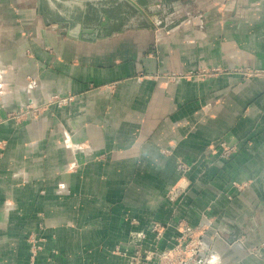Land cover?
<instances>
[{
	"label": "crops",
	"instance_id": "crops-1",
	"mask_svg": "<svg viewBox=\"0 0 264 264\" xmlns=\"http://www.w3.org/2000/svg\"><path fill=\"white\" fill-rule=\"evenodd\" d=\"M51 95L0 122V264H158L207 221L264 264V0H0V119Z\"/></svg>",
	"mask_w": 264,
	"mask_h": 264
},
{
	"label": "rangeland",
	"instance_id": "rangeland-1",
	"mask_svg": "<svg viewBox=\"0 0 264 264\" xmlns=\"http://www.w3.org/2000/svg\"><path fill=\"white\" fill-rule=\"evenodd\" d=\"M62 98L67 96L51 95L43 102L35 103L30 101L22 106L15 107L10 110L6 117L0 119L2 121H13L15 123H21L26 119L36 120L39 119L47 110L51 107L61 108L69 105L75 100L70 102H57L58 99L50 101L51 97ZM57 96V97H56ZM5 146L4 142H0V147ZM220 158L229 159L234 153V147L227 146L225 144L218 143ZM213 148V149H217ZM152 232L156 235V238H160L162 235L163 227L157 224L152 226ZM223 238L222 234L213 224L206 222L204 225L190 226L185 222H179L177 224V237L173 246L163 251L162 254L158 256V264H218L214 260L216 254L215 241ZM43 240L34 234L29 236L28 242L30 244V250L32 256L36 254L41 248L40 243ZM228 246H233L235 243H240L239 241H225ZM251 254L257 255L255 249L248 250ZM264 261V258H263Z\"/></svg>",
	"mask_w": 264,
	"mask_h": 264
},
{
	"label": "built area",
	"instance_id": "built-area-1",
	"mask_svg": "<svg viewBox=\"0 0 264 264\" xmlns=\"http://www.w3.org/2000/svg\"><path fill=\"white\" fill-rule=\"evenodd\" d=\"M189 74H191V73H189ZM185 75H188V73L187 74H185ZM55 96H53V97H51L50 99V101H52V100H55V99H58V98H54ZM57 97V96H56ZM73 100V96H67V97H62V98H59L58 100H57V102H59V103H62V102H70V101H72Z\"/></svg>",
	"mask_w": 264,
	"mask_h": 264
}]
</instances>
